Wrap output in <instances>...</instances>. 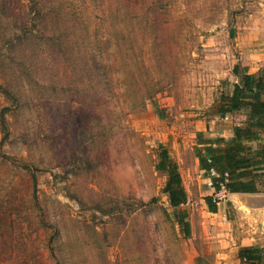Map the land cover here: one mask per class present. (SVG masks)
I'll use <instances>...</instances> for the list:
<instances>
[{"label":"rangeland","instance_id":"374dc122","mask_svg":"<svg viewBox=\"0 0 264 264\" xmlns=\"http://www.w3.org/2000/svg\"><path fill=\"white\" fill-rule=\"evenodd\" d=\"M262 33L264 0H0V264H240L264 192L216 191L194 147L239 121Z\"/></svg>","mask_w":264,"mask_h":264},{"label":"trees","instance_id":"16d2710c","mask_svg":"<svg viewBox=\"0 0 264 264\" xmlns=\"http://www.w3.org/2000/svg\"><path fill=\"white\" fill-rule=\"evenodd\" d=\"M233 74L237 81L219 104L218 115L223 118L226 114H243L245 122L233 126L229 139H210L204 137L202 131L196 132L194 152L201 170L208 173L213 169L218 174L210 177L216 191L223 187L231 193H254L258 177H264V64L257 73L235 65ZM155 168L166 175L162 192L168 195L170 207L184 204L187 195L177 165L162 145L158 147ZM205 202L210 211H216L210 197H206ZM179 222L187 226L183 218ZM238 258L240 264H264V247H240Z\"/></svg>","mask_w":264,"mask_h":264},{"label":"crops","instance_id":"0c3cea01","mask_svg":"<svg viewBox=\"0 0 264 264\" xmlns=\"http://www.w3.org/2000/svg\"><path fill=\"white\" fill-rule=\"evenodd\" d=\"M258 39L260 40V42L259 43H254V46L255 47L259 46L260 49L259 50H254V52H252V54L250 56L241 59V63L239 65L241 67H243V66L246 67L247 71L249 73H257L259 70H261V68H262V66L264 64V33L258 35ZM251 56L254 57V58L255 57H259L260 60H261L260 64H258V66L255 64L256 68L250 62V61H252L251 60ZM235 115H241V116L239 117V121H236L233 124V126L242 125L245 122V118L246 117L243 114H235ZM233 126H232V128H233ZM232 128L225 133L226 135H224L222 133H219V132H216V131L215 132L212 131V132H210L208 138L216 139V138L222 137V138H225V139H229L232 136ZM209 129L212 130L210 127H209ZM215 136H218V137H215ZM256 184H257L256 185L257 186V191L254 192V193H240V192L231 193V192H228L229 193L228 196H229V198H232V197H236V195H255V194L264 192V177H263L262 181H258ZM248 240H249V238H248ZM251 245H259L261 247H264V241L260 242V241L255 240L254 242H248V243H246V244H244L242 246H251Z\"/></svg>","mask_w":264,"mask_h":264},{"label":"built area","instance_id":"2783aa9c","mask_svg":"<svg viewBox=\"0 0 264 264\" xmlns=\"http://www.w3.org/2000/svg\"><path fill=\"white\" fill-rule=\"evenodd\" d=\"M208 173H209V175H210L211 177H213V176H214V177H215V176H218V174H217L213 169H210ZM222 188H223V187H222Z\"/></svg>","mask_w":264,"mask_h":264}]
</instances>
